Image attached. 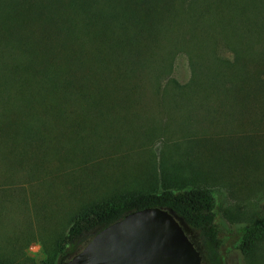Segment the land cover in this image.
I'll return each mask as SVG.
<instances>
[{
	"label": "rangeland",
	"instance_id": "obj_1",
	"mask_svg": "<svg viewBox=\"0 0 264 264\" xmlns=\"http://www.w3.org/2000/svg\"><path fill=\"white\" fill-rule=\"evenodd\" d=\"M127 1L109 2L101 11L114 16L103 12L91 26L95 38L83 51L89 79L79 82L92 95L62 101L56 89L33 82L27 89L58 118L39 115L40 127L33 125L38 116H25L36 145L0 136V253L40 262L80 209L159 192L164 182L197 174L216 196L221 242L211 253L182 223L201 249V264H264V239L249 254L238 247L241 231L264 220V128L239 113L238 101L203 97V86L227 80L233 59L216 44L218 22L206 9L212 0H149L147 16L146 0ZM151 53L170 60L156 71L144 66L127 74Z\"/></svg>",
	"mask_w": 264,
	"mask_h": 264
},
{
	"label": "trees",
	"instance_id": "obj_2",
	"mask_svg": "<svg viewBox=\"0 0 264 264\" xmlns=\"http://www.w3.org/2000/svg\"><path fill=\"white\" fill-rule=\"evenodd\" d=\"M132 1L136 4V0ZM146 1L147 16L152 11L149 0ZM109 2L112 0H0V136L9 139L21 137L36 145L34 133L29 129L30 122L25 116H38L33 125L40 123V127H44V121L39 115L58 118V111L47 112L45 108L49 106H39L44 99L27 89L33 82L42 83L50 90L56 89L62 101L67 97L85 100L92 95L86 84L79 82L89 79L84 75L90 68V59L84 56L83 51L95 38L91 34L92 24L100 20L103 12L114 16L111 11H101L102 7L111 8ZM206 9L214 10L218 22L216 44L227 47L233 53V59L231 68L223 72L227 80L221 79L216 86H203V97L216 94L219 101H238L239 113L255 117L258 128L262 129L264 0H212ZM103 25L108 26L106 22ZM99 31V36L104 37L105 31ZM108 58L112 57L108 55ZM146 58L144 55L146 64L127 68V74H134V70L139 72L144 66L154 67L156 71L170 60V57L152 53L148 60ZM210 77L214 78L212 73ZM193 84L197 90V84ZM190 89L195 95L196 90ZM214 89L217 90L214 92ZM35 106L39 107L35 109ZM3 150L1 155L5 154ZM203 179L193 174L186 179L164 182L162 185L166 186L159 192H131L117 199L90 204L73 214L67 230L54 241L50 257L35 262L28 257L13 259L0 253V264H57V259L62 263L102 227L144 207L171 210L181 223L200 235L212 253L221 246L215 222L217 199L214 191L197 183ZM262 239L264 220L255 221L241 231L238 247L243 254H249L255 243Z\"/></svg>",
	"mask_w": 264,
	"mask_h": 264
},
{
	"label": "water",
	"instance_id": "obj_3",
	"mask_svg": "<svg viewBox=\"0 0 264 264\" xmlns=\"http://www.w3.org/2000/svg\"><path fill=\"white\" fill-rule=\"evenodd\" d=\"M194 245L174 213L144 207L110 222L61 264H201Z\"/></svg>",
	"mask_w": 264,
	"mask_h": 264
}]
</instances>
